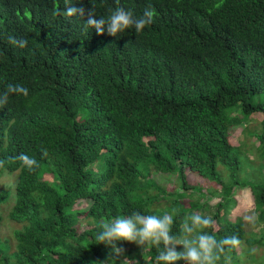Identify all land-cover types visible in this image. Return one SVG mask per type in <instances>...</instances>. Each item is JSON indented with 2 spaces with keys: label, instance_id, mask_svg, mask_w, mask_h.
Wrapping results in <instances>:
<instances>
[{
  "label": "trees",
  "instance_id": "obj_1",
  "mask_svg": "<svg viewBox=\"0 0 264 264\" xmlns=\"http://www.w3.org/2000/svg\"><path fill=\"white\" fill-rule=\"evenodd\" d=\"M68 6L85 15H63ZM116 7L137 17L149 8L154 22L117 36L85 28L88 10L107 19ZM8 84L28 95L0 107V172L19 168L9 216L22 223L14 248L0 235V264H182L158 256L201 234L226 264L241 243L264 245V226L247 229L232 213L235 189L247 191L264 222V0H0V92ZM253 113L257 166L242 175L230 136ZM21 153L36 160L31 172ZM165 174L178 188L158 182ZM136 214L170 216L172 241H96L104 223ZM231 236L237 248L219 243Z\"/></svg>",
  "mask_w": 264,
  "mask_h": 264
},
{
  "label": "clouds",
  "instance_id": "obj_2",
  "mask_svg": "<svg viewBox=\"0 0 264 264\" xmlns=\"http://www.w3.org/2000/svg\"><path fill=\"white\" fill-rule=\"evenodd\" d=\"M116 4H120V0H115ZM66 5L67 4L66 2ZM86 9L84 7L68 6L63 10V15L72 17L85 15ZM154 22V12L146 8L143 14L139 17L135 16L130 10H125L123 7H116L111 11L107 19L101 17L97 18L95 11H87V19L85 21V28L95 29L98 35H103L105 31L110 36H117L118 33H123L126 29L134 28L135 32L139 34L144 28ZM8 42L11 45L24 48L27 46V40L21 38L17 39L13 36H8ZM28 95V89L19 84H8L5 91L0 92V107H3L9 101L10 95ZM46 154V153H45ZM21 161L28 171L33 170L36 165V160L26 154L21 153L16 157ZM3 161H0V167H3ZM193 224L196 226H210L212 223L211 218H202L198 215L191 217ZM173 223L172 218L164 215L163 218H158L155 215L141 216L134 215L131 218L120 217L112 223H104L102 225L103 231L96 235L95 239L98 243H105L114 246L115 241H129L144 243L151 241L154 244H159L161 241L167 246L172 237L169 235L170 225ZM139 225V227H138ZM185 231L191 233L193 228L185 224ZM185 251L176 253L174 250L169 249L166 253L161 252L158 259L165 262H172L177 259H185L190 264H214L215 260H219V255H213V250L217 245V240L212 235L201 234L195 240L182 241ZM222 245L230 246V249L237 248L240 245V240L236 236L226 237L219 242ZM219 251H224L220 248ZM255 249H253V252Z\"/></svg>",
  "mask_w": 264,
  "mask_h": 264
},
{
  "label": "rangeland",
  "instance_id": "obj_3",
  "mask_svg": "<svg viewBox=\"0 0 264 264\" xmlns=\"http://www.w3.org/2000/svg\"><path fill=\"white\" fill-rule=\"evenodd\" d=\"M236 107V106H235ZM234 107V108H235ZM252 116V117H251ZM261 117L260 113H253L251 115L243 116L241 115L242 122L236 126L234 131L232 132L230 138L233 143H237L243 151L240 156L241 163V171L242 175L247 174V171H250L251 168H255L257 163L252 161L253 157H257L259 152V148L255 143H257L256 131L258 128L260 130L261 123L259 121ZM245 118V119H244ZM252 163L255 165L252 166ZM19 168L13 170H3L0 172V188L5 190L7 193L6 198L0 203V235L8 236L11 240V246L14 248V228H20L22 226L21 222H15L10 218L9 212L12 208V205L15 200V195L13 196L14 200L11 199L12 194H14V186L18 179ZM192 177H190V182H196L198 180V175L194 172L190 173ZM46 177L51 176L49 173L45 175ZM204 180V178H202ZM158 182L165 185V187L170 190L172 188H178V183L176 178L170 179L166 174L164 176L158 177ZM212 185L217 188V184L214 182H205L206 185ZM235 198L237 203L232 208V213L234 215H241L245 220V225L247 229H251L256 226H264V222L257 221L256 213L254 211V202L250 196H248L247 191L240 192L238 189H235ZM218 197H212L210 202L217 200ZM78 202V201H77ZM87 201L80 200L78 205H84ZM216 226V223H214ZM85 226L84 223L81 224V227ZM259 227L253 230L255 233H259ZM253 238L254 235L249 234ZM261 242L256 243H241V247L236 255L227 254L226 256V264H264V245L259 244ZM253 249L255 251L253 252ZM137 258H128L126 256L121 257V264H134L138 263ZM221 262L225 261V255L220 259ZM219 261V262H220ZM147 264V263H146ZM155 264V263H153ZM182 264H190L189 261L183 262ZM215 264V261H214Z\"/></svg>",
  "mask_w": 264,
  "mask_h": 264
}]
</instances>
